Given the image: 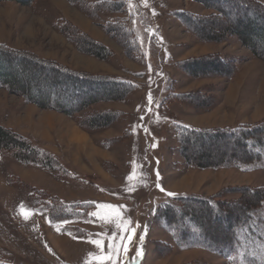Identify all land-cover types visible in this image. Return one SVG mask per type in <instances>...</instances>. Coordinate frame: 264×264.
<instances>
[{
	"label": "rangeland",
	"instance_id": "obj_1",
	"mask_svg": "<svg viewBox=\"0 0 264 264\" xmlns=\"http://www.w3.org/2000/svg\"><path fill=\"white\" fill-rule=\"evenodd\" d=\"M176 11L212 13L188 0H31L24 5L0 1V44L75 72L113 77L135 87L122 101L95 102L70 117L41 110L0 85V125L50 153L61 167L60 172L51 173L0 156V264H112V260L95 259L102 251L107 254L110 240L121 245L119 255L114 254L116 264H229L200 249L176 248L152 216L162 203H174L179 196L205 198L220 192V200L231 201L238 198L231 190L235 187H264L262 170L188 167L176 153L173 133L176 123L216 128L263 120L264 62L253 58L234 35L217 43L197 40L181 26ZM242 16L232 13L229 22L249 18ZM71 28L107 47L108 58L99 60L79 51ZM125 40L129 51L138 46L131 56L125 52ZM215 53L238 58L243 65L239 74L231 80L192 79L178 69L179 61ZM11 62L10 72L18 82L52 100L70 86L67 80L59 89L48 86L51 75L59 83L64 79L32 66L20 73L19 60ZM105 88L94 86L79 94H96ZM170 89L177 93L201 90L213 105L196 114L176 101H166ZM98 111L117 112L120 117L103 129L86 130L78 125L80 118ZM201 141L196 150H209L214 159L227 158L234 149L228 138ZM30 191L32 198L38 197L35 191H41L55 202L41 201L43 207L34 209L27 199ZM64 202L73 206L63 208ZM99 204L117 206L119 215L105 219L108 210L97 208ZM51 214L72 218L52 221ZM255 219L258 226L252 225L251 231L255 233L240 237L242 254L255 259L253 264H264V205ZM125 221L129 230H136L132 241L127 240L128 231L119 239L121 230L116 223ZM215 223L219 232H225L223 219ZM93 240H102V251L90 243ZM158 242L170 244L173 250L157 255L154 245ZM138 248L140 257H136Z\"/></svg>",
	"mask_w": 264,
	"mask_h": 264
},
{
	"label": "trees",
	"instance_id": "obj_2",
	"mask_svg": "<svg viewBox=\"0 0 264 264\" xmlns=\"http://www.w3.org/2000/svg\"><path fill=\"white\" fill-rule=\"evenodd\" d=\"M6 1H14L24 5L31 0ZM188 1L199 4L212 13L204 16L187 11H176L174 16L186 32L201 42L216 43L223 41L226 35H234L240 45L249 51L253 58L264 62V3L256 0ZM120 5L118 4L119 10L122 9V5L121 7ZM232 13L241 16L246 15L249 18L229 22ZM261 20H263L262 24L258 25L257 21ZM221 21L227 22L228 25L221 27ZM121 29L125 30L124 27ZM71 31L73 32L72 37L78 42L79 51L83 54L99 60L108 58L110 51L107 47L74 28H71ZM123 46L129 56L133 52L135 53L138 48L137 45L132 46L134 50L129 51L130 45L127 44L126 40L123 41ZM13 59L19 60L20 73L24 72L23 68L32 66L37 69H48L51 73L61 75L64 80L60 83L54 80V75H51L46 84L59 89L67 80L70 83L69 90L58 91L55 94V100H52L44 92L36 89L30 90L23 83L18 82L15 75L10 72L11 60ZM240 63L241 61L236 57L215 53L179 61L177 66L180 71L192 79L221 77L231 80L237 73ZM0 85L10 93L21 96L27 103L35 104L41 110H52L70 117L77 115L95 102L122 101L135 89L132 84L125 80L75 72L54 62L38 59L28 52L13 50L4 44H0ZM94 86L106 88L96 94L91 93V91L86 95L79 94L80 90ZM71 99L75 101L71 102ZM208 100H210V104L207 103ZM166 101H176L196 114L207 112L213 105L212 98L201 90L177 93L170 89ZM119 117L117 112L98 111L80 118L78 125L86 130L103 129L110 126ZM173 133L177 145L176 153L188 167L201 170L236 168L243 171H264V119L253 124L243 123L234 127L216 128L194 127L176 123L173 126ZM203 138H211L212 140L228 138L234 144V149L229 157L225 158L221 155L214 159L210 156L209 150L198 152ZM0 156L10 158L24 166L39 167L51 173L60 172L61 168L57 159L50 153L33 145L22 135L1 125ZM231 190L238 194V198L231 201L220 200V192L205 198L196 195L179 196L174 199V203H162L155 210L152 219L171 237L172 244L178 249H200L222 257L229 264H253L255 259H250L246 257V254H242L240 237L245 233H251L252 225L254 228L257 225L255 216L264 205V187L243 186ZM34 193L38 194V197L32 198L31 191L27 196L28 203L34 209L43 207L41 201H47L51 204L55 202L41 191ZM72 204L64 202L61 205L64 206L63 208H70L73 206ZM85 205L83 203V206ZM219 217L226 222L225 232L217 230L215 221ZM49 218H52V221H59L70 220L72 217L67 218L51 214ZM254 233L253 231L251 234ZM172 250V246L168 243L158 242L154 245V251L157 255H165ZM229 257L235 259L230 261ZM256 262L259 263L260 261L256 260Z\"/></svg>",
	"mask_w": 264,
	"mask_h": 264
},
{
	"label": "snow or ice",
	"instance_id": "obj_3",
	"mask_svg": "<svg viewBox=\"0 0 264 264\" xmlns=\"http://www.w3.org/2000/svg\"><path fill=\"white\" fill-rule=\"evenodd\" d=\"M148 105H149V108L151 107L153 101H152V96H151V93H149V96H148ZM143 119V117H142ZM153 147H155V145H153ZM128 179H131V177H128ZM159 187V185H157ZM161 191H163V189H161ZM174 194L172 193H167V196L169 197H172ZM122 207V206H121ZM97 208L99 209H106L108 210V212L106 213L105 215V219H107L109 216L115 218L119 215V211H118V208L117 206H113V205H110V204H99L97 205ZM97 215H99V213H97ZM27 218V217H25ZM127 224V221L123 222V224L121 223H116V227L119 228L121 230V235L119 237V239L122 241L124 239V236H123V233L125 231H128L129 232V235L127 236V240L128 241H132L133 239V235L135 234V228H132V229H128L125 225ZM113 238H115V233L113 234ZM141 243L143 242L144 240V236L141 235L139 237ZM90 243L94 244L95 246H97L98 248L101 249V251L103 250V242L102 240H93V241H90ZM120 248H121V245L120 243H112V241L110 240L109 241V244H108V252L107 254H103V251H102V254L98 257H95V259L99 262H103L105 260H112V264H116L115 262V259H114V254L115 255H119L120 253ZM123 251L125 253V255L127 254L128 252V245L127 243H125L123 245ZM142 255V250L141 249H137L136 251V257H140ZM91 256V254H90ZM230 261H233L235 258L233 257H229ZM262 260H264V257H261ZM85 264H88V262L86 261Z\"/></svg>",
	"mask_w": 264,
	"mask_h": 264
},
{
	"label": "crops",
	"instance_id": "obj_4",
	"mask_svg": "<svg viewBox=\"0 0 264 264\" xmlns=\"http://www.w3.org/2000/svg\"><path fill=\"white\" fill-rule=\"evenodd\" d=\"M243 65H240L239 67H238V71H237V74L236 75H238L239 74V71H240V69H241V67H242ZM184 124H186V123H184ZM188 126H194V125H192V124H187ZM195 127V126H194Z\"/></svg>",
	"mask_w": 264,
	"mask_h": 264
},
{
	"label": "bare ground",
	"instance_id": "obj_5",
	"mask_svg": "<svg viewBox=\"0 0 264 264\" xmlns=\"http://www.w3.org/2000/svg\"><path fill=\"white\" fill-rule=\"evenodd\" d=\"M233 99V98H232ZM147 174V173H146ZM158 225V224H157ZM253 237V236H252Z\"/></svg>",
	"mask_w": 264,
	"mask_h": 264
}]
</instances>
